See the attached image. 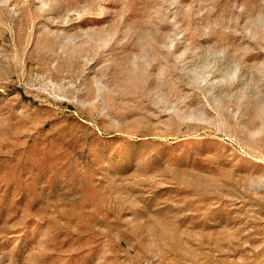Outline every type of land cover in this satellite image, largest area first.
<instances>
[{"label":"rangeland","instance_id":"374dc122","mask_svg":"<svg viewBox=\"0 0 264 264\" xmlns=\"http://www.w3.org/2000/svg\"><path fill=\"white\" fill-rule=\"evenodd\" d=\"M0 264H264V0H0Z\"/></svg>","mask_w":264,"mask_h":264}]
</instances>
